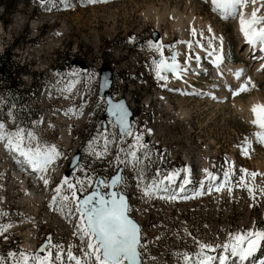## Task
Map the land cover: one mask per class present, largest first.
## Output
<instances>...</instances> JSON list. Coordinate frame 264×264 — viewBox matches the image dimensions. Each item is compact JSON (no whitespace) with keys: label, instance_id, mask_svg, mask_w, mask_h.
<instances>
[{"label":"rangeland","instance_id":"rangeland-1","mask_svg":"<svg viewBox=\"0 0 264 264\" xmlns=\"http://www.w3.org/2000/svg\"><path fill=\"white\" fill-rule=\"evenodd\" d=\"M28 1L18 3L9 17L0 6L3 20L8 19L0 22V53L14 45L13 60L29 89L23 96L38 113L26 125L9 110L0 115V252L5 250L0 264H98L100 252L86 230L78 197L91 190L102 167L115 173L118 161L123 165L120 190L140 227L142 264H234L233 252L253 239L258 245L247 258L253 264L263 259L264 146L255 139L250 118L254 104L264 110V70L252 62L257 55H243L245 38L237 20L238 5L245 6L252 20L245 29L260 28L264 35V0ZM173 12L183 18L178 26ZM154 32L159 35L155 43ZM220 49L223 67L246 70V89L232 102L211 103L204 94L205 82L210 97L233 90L227 80L225 85L214 81L211 67V76L178 73L188 82L187 91L165 90L171 79L180 87V79L172 69L161 71V62L189 69L199 65L200 56L211 63ZM102 65L113 72V98H124L135 116L136 130L126 141L111 121L103 129L105 104L97 92ZM209 83L216 85L214 93ZM189 87L204 89L198 91L204 96L187 97ZM5 101L0 91V108ZM180 112L185 116L178 118ZM47 153L53 159L48 183H35L46 199L34 209L21 182L10 176L11 166L22 155L40 164ZM75 153L80 163L65 176ZM188 175L190 186L161 192L163 179L181 177L185 183ZM27 233L33 234L29 242ZM27 243L31 251L23 250Z\"/></svg>","mask_w":264,"mask_h":264},{"label":"water","instance_id":"water-1","mask_svg":"<svg viewBox=\"0 0 264 264\" xmlns=\"http://www.w3.org/2000/svg\"><path fill=\"white\" fill-rule=\"evenodd\" d=\"M158 39L159 35L154 32L152 41L155 43ZM76 64L83 66L81 62ZM112 75L110 67L101 66L98 96L103 98L106 104L102 120L105 122L106 119H111L117 126L119 135L123 136L129 131L134 115L124 99L114 100L112 98ZM79 163V153H75L65 170V176H69ZM119 182L120 170L108 180V191L100 193L99 186L103 181L97 178L92 191L79 197L78 209L83 215L88 232L94 236V240L98 243L102 259L108 263H117L122 257L127 264H142L139 253L140 227L130 216H127L126 196L114 189ZM46 244V242L42 243L38 253L44 251Z\"/></svg>","mask_w":264,"mask_h":264},{"label":"bare ground","instance_id":"bare-ground-1","mask_svg":"<svg viewBox=\"0 0 264 264\" xmlns=\"http://www.w3.org/2000/svg\"><path fill=\"white\" fill-rule=\"evenodd\" d=\"M218 5H220V4H218ZM221 5H222V3H221ZM238 6H239V8L241 7L239 10L240 13L238 15L239 18L237 20L238 24H240L238 26V29H239V32L241 33L243 39L245 38V40H246V41H244V44L247 45V47L244 50L243 55L245 57H248V59H250V57H252L254 54H249L250 50H251V46L249 45V42H247V41H251L253 47L259 48L264 52V35L262 34L263 32H262V29H260V28H257V29L255 28L254 30L252 29L253 31L250 30V32H248L245 29L248 26L249 27L251 26L250 22H252V20L248 18L249 14H247L245 12L247 9L244 10L245 6H244V8H243V6H240V5H238ZM228 9H230V7H228ZM235 11H236V9H235ZM226 12H228V11H226ZM252 12H255L254 9H253V11H251V13ZM251 13H250V16H251ZM256 14H254V16L253 15L252 16L255 17ZM172 15H173L174 20H176V23H177L176 26H178L180 24V22L183 20V18L181 17L180 14H178L176 12H173ZM226 16H227V14H226ZM258 18H259V16H258ZM258 18H257V20H258ZM193 21H194V19L192 18L190 22L193 23ZM255 21H256V19H255ZM257 24H259V23H257ZM260 25L261 24H259V26ZM259 26H257V27H259ZM183 29L184 28L181 29L182 38L185 37V33H184ZM240 33H238V34H240ZM257 33L258 34L260 33V35H258ZM263 58L264 57L260 58V53H259L258 57L253 58L252 62L258 63V66H257L258 70H264V61L262 62ZM210 59L212 60V63L215 66V74H214L215 79H214V81L216 83L218 81L219 83L225 85L223 82L225 80H227V84H229V85L231 84L230 86L232 87L233 90L231 91V88L229 87V88H227V91L230 90L231 91L230 93H228L226 90H223V91H221L222 94L220 96H216L215 94H213V96L210 97L211 91L209 89L208 90L206 89L207 84L205 83L206 86H205V93L204 94L206 96H209V100L211 101V103H215L216 101H220V100H222L224 102H228L231 100V102H232L233 101L232 97L234 98L237 94H240L241 92L245 91V89H246V86H245L246 83H244L245 82L244 80L246 78V70L241 65H235V64H233V66H228L227 69L225 67H223V65H222V63H223L222 51H219L217 53V55L211 57ZM198 63H199L198 66H201V63L200 62H198ZM190 65H191V63H190ZM159 68L163 72L166 69H172L174 71L175 76L180 79V87H179L180 89H184V87H186V85H189L188 82L185 79H183V77H181V74H178L181 72L187 73L186 70H188V67L186 68V67H183L180 65H171V63L161 62V64H159ZM222 69H224V71H222ZM225 76H227V78H225ZM228 82H230V83H228ZM169 85H174V84H173V82L170 81ZM192 87H194V86H192ZM211 87H214L212 89V92H213V90H215L217 88L215 84L212 85L209 83L208 88H211ZM202 90L204 91V89H201V88L197 89V87L193 88V89L190 88V91H188L190 94H188V95L191 97L201 98V96H204V94L198 93V91H202ZM114 100H117V99H114ZM234 107H235V110L237 112H240L242 110V107L240 106V104L239 105L234 104ZM251 113H252L251 114L252 117L251 118L248 117V118H250V120H251L250 123L253 125V127H255V129H257L256 132L254 133L255 139L261 145L264 146V110H262L261 107L258 106L257 104H254L253 106H251ZM257 113H259V114H257ZM177 116H178V118L183 117V116H185V113L180 112L179 114H177ZM47 118H48V116H46L44 119L47 120ZM133 120H134V117H133L132 121L130 122V128H129V131L126 134L125 138L132 136V134L136 130V125H135ZM52 160L53 159L50 156V154L47 153V154H44L42 156L40 164L34 163L32 160L27 161L26 165H27L28 170H26L25 174L17 172L14 169V166L13 165L11 166V170H13V172H12V175H10V176H12L13 179L15 178L16 181L19 180L17 183L21 182L20 185L21 184L23 185V191L25 192V198L24 199H25V201H29L28 204L30 203V205H32V207L34 209H37V207L35 206L36 203L39 204V203L43 202V200L45 201V199H46V196L44 194L38 193V189L36 188L37 185L35 183L39 182V180H41V181L45 180V179H43V176L46 173L48 165L51 164ZM29 173H33L34 177L31 178V175ZM169 184H171L172 186L179 185L180 184V177L172 179L171 183H169ZM169 184H166V186ZM183 186H185V185H183ZM44 188L47 189V186H45ZM25 203H27V202H25ZM12 228H15V227L12 226ZM32 236H33V234L27 233L26 242H29L30 239L33 238ZM261 236L259 237V240L261 239ZM263 240H264V238L262 239V242H263ZM257 245H258V242L253 239V240H250L249 242L245 243L240 249H237L236 251H234L233 252L234 257H235V259L236 258L238 259L237 264H248L247 261L250 258V254H252L249 252H253L254 249L257 247ZM32 248H33L32 245H29V243H27L23 246V250H25V251H31ZM246 251H248V252H246ZM246 253H247V255H246ZM248 256H249V258H247ZM120 258H122V257H120ZM122 260H124L126 262V260L124 258ZM124 261H122V262H124ZM75 264H80V263H75ZM100 264H109V263L102 260ZM218 264H224V263L220 262ZM249 264H251V263H249Z\"/></svg>","mask_w":264,"mask_h":264},{"label":"trees","instance_id":"trees-1","mask_svg":"<svg viewBox=\"0 0 264 264\" xmlns=\"http://www.w3.org/2000/svg\"><path fill=\"white\" fill-rule=\"evenodd\" d=\"M20 2L23 4L29 3L28 0H0L2 13L7 17L11 16ZM0 22L6 24L8 19L4 21L2 14L0 15ZM13 46L7 47L0 53V91L6 95V101L3 107L0 108V115L9 110L15 120L22 125H26L32 119L36 118L38 113L30 107L27 97L25 95L23 96L29 89L25 90L20 80L23 69L13 60ZM33 83H30V86H34Z\"/></svg>","mask_w":264,"mask_h":264},{"label":"built area","instance_id":"built-area-1","mask_svg":"<svg viewBox=\"0 0 264 264\" xmlns=\"http://www.w3.org/2000/svg\"><path fill=\"white\" fill-rule=\"evenodd\" d=\"M117 166H120L123 169L122 161H118V165ZM108 169L109 168H107V167H102V170H101V172L99 174L104 180H106L108 178V176L115 171V170L112 171V170H108Z\"/></svg>","mask_w":264,"mask_h":264}]
</instances>
